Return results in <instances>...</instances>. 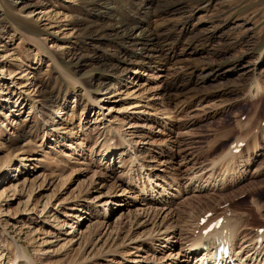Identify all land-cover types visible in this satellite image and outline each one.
I'll list each match as a JSON object with an SVG mask.
<instances>
[{
  "label": "rangeland",
  "instance_id": "1",
  "mask_svg": "<svg viewBox=\"0 0 264 264\" xmlns=\"http://www.w3.org/2000/svg\"><path fill=\"white\" fill-rule=\"evenodd\" d=\"M104 1L0 0V264H199L207 211L264 264V0Z\"/></svg>",
  "mask_w": 264,
  "mask_h": 264
},
{
  "label": "bare ground",
  "instance_id": "2",
  "mask_svg": "<svg viewBox=\"0 0 264 264\" xmlns=\"http://www.w3.org/2000/svg\"><path fill=\"white\" fill-rule=\"evenodd\" d=\"M106 1H104V3H101V5L102 4H105ZM108 1H110V0H108ZM118 2H120V0ZM107 6H103L104 12H102L101 10L99 11V14H102L101 16H103V17H110V16L113 15L112 13H114V12H117L119 14H123L125 12V11H123V9L120 10L118 7L114 8V7H110L109 6V8H106ZM122 21L123 22H122L121 26L119 25V27H114V32L117 35L116 37L118 38V40L120 39V41L122 43L127 44V47H129L131 49L133 48V50L136 49L137 52H138V54L136 53V55H133L135 53L128 54V53H124L123 52V56L120 57L121 60H119V64H116V66L113 65L114 67H112V68H114V74L117 76L116 79L119 78L118 76L120 74L122 75V73H124L130 67V65L136 64V63L142 64L144 66L145 65H149V64H151L152 61H154V59H157V57H158V55L154 51L149 50L147 48L156 39L155 34L152 33V32H149V31L147 32L146 31V28H145V25L142 24V23H139V21L135 22V21H128V20H124V19ZM255 83L256 84H254V88H253L252 94L255 93V95H257V93L260 91V88H259V85H258V81L257 80L255 81ZM237 148H238V146H237ZM237 148H236V150H237ZM106 152H107V150H106ZM230 154L232 156V153H230ZM230 159H232V158H230ZM221 163H222V160H221ZM240 163L243 164L242 162H240ZM244 163L246 165V162L245 161H244ZM223 164H225V163H223ZM245 165H241V167L243 168ZM236 172L237 171H235V173ZM209 184H211V183H209V181H207L205 183V186H208ZM200 185H202V184H200ZM234 224L231 223L229 220H226V222H224L223 224H221V226L219 227V229L218 230H215V232L212 235H210V236H211V239L216 236L218 238H221L222 240H227L228 241V244L230 245V248H229V254L230 255L227 258V260L228 259L230 260L233 257H235L236 259H238L237 260V264H247V263H244L243 261H241V259L238 256L239 253L234 254L235 251L233 252V250H234L233 247H234V244H235V237H236V235H238L236 233H237V231L239 229V225H237V224L234 225ZM258 238L261 239V241H262L261 244L257 243ZM255 240H256L255 246H259L257 249H262L264 247V232L261 233ZM204 244H205L206 247H209L212 243L206 237H204L202 235H199L192 242V244L189 247L192 248V250L195 251V252H198V253H201L202 252L201 258L199 259V262L200 263H202V264H209L210 257L205 256L206 255L205 254V251H203L201 249V246H203ZM258 251H260V250H258ZM255 252H256V250H255ZM253 254H254V252L251 253V254H249V255L252 257ZM204 259H206V263L203 261ZM255 264H257V263H255Z\"/></svg>",
  "mask_w": 264,
  "mask_h": 264
}]
</instances>
